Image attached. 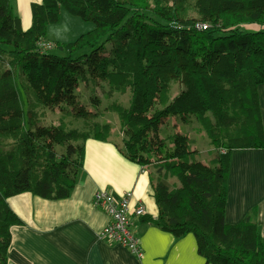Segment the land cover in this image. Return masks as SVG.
Masks as SVG:
<instances>
[{
    "label": "trees",
    "instance_id": "trees-1",
    "mask_svg": "<svg viewBox=\"0 0 264 264\" xmlns=\"http://www.w3.org/2000/svg\"><path fill=\"white\" fill-rule=\"evenodd\" d=\"M148 1L42 0L24 31L12 0H0V264H9L12 229L23 225L9 198L68 199L86 141L108 140L111 124L97 120L102 84L106 99L129 94L126 106L106 110L120 122V154L149 173L159 214L142 221L177 239L194 235L208 264H264L255 212L237 225L224 217L231 153L264 150V0ZM63 9L95 28L50 42ZM173 81L182 87L175 96ZM81 84L94 113L79 100ZM55 108L62 116L47 125ZM193 117L211 139L206 163L192 159L186 134L163 130L169 118Z\"/></svg>",
    "mask_w": 264,
    "mask_h": 264
},
{
    "label": "crops",
    "instance_id": "crops-1",
    "mask_svg": "<svg viewBox=\"0 0 264 264\" xmlns=\"http://www.w3.org/2000/svg\"><path fill=\"white\" fill-rule=\"evenodd\" d=\"M12 2L23 30H29L32 5L42 0ZM258 90L264 126V85ZM111 134L106 142L86 141L84 166L68 199L45 200L31 193L9 198L10 209L23 222L12 229L9 264H208L199 254L194 235L177 239L135 216L131 219L142 258L122 245L99 239L110 217L95 205L97 192L115 196L131 193L132 210L143 206L147 212L144 217L153 219L159 214L149 173L120 154L117 143L121 139ZM192 151L197 153L195 147ZM231 154L225 221L237 225L255 212L264 237V150Z\"/></svg>",
    "mask_w": 264,
    "mask_h": 264
},
{
    "label": "rangeland",
    "instance_id": "rangeland-1",
    "mask_svg": "<svg viewBox=\"0 0 264 264\" xmlns=\"http://www.w3.org/2000/svg\"><path fill=\"white\" fill-rule=\"evenodd\" d=\"M150 6H154V1H148ZM193 17H196L195 14H192ZM95 25L90 22H85L79 17L72 16L65 9L61 11V17L58 24L49 25L47 38L52 43H70L78 39L81 35L88 33L93 30ZM88 51L87 53H89ZM50 53L58 54L62 56V54L57 50H51ZM102 84V83H101ZM106 89V84H102L101 88ZM100 87L95 89V96L100 100V104L98 106V111L100 114H104V116L97 117V120L100 122L108 121L112 127V137H117L118 140L121 139V126L120 122L115 113L108 112L106 109L111 103H120L123 105H127L129 94L126 95H118L115 94L113 98L106 99L103 94V89ZM181 85L178 81H173L172 83V96H175L181 89ZM77 94L81 103L86 106V109L91 112H95L93 103H91V90L85 84H81L77 89ZM62 116V112L59 108L55 109H47L46 110V119L45 123L47 125H53L56 121ZM175 129L180 133L186 134L190 139L191 149L194 147L197 149V153H195L192 157L193 160L204 162L212 159L211 151L213 149L211 144V139L209 137L208 132L205 130V125L200 122L198 119L193 117L189 123L185 124L180 122L179 119L169 118L163 124V130L165 132V137L168 134H172Z\"/></svg>",
    "mask_w": 264,
    "mask_h": 264
},
{
    "label": "built area",
    "instance_id": "built-area-1",
    "mask_svg": "<svg viewBox=\"0 0 264 264\" xmlns=\"http://www.w3.org/2000/svg\"><path fill=\"white\" fill-rule=\"evenodd\" d=\"M201 28L202 26H198ZM205 28V27H204ZM132 194L115 196L104 191L95 194V205L102 208L110 217L109 224L99 232V239L111 244L122 245L139 258L143 257L139 237L133 230L131 217L143 218L147 212L143 206L132 210Z\"/></svg>",
    "mask_w": 264,
    "mask_h": 264
}]
</instances>
